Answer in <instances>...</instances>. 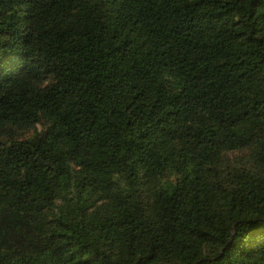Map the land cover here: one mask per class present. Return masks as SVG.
Returning <instances> with one entry per match:
<instances>
[{"label": "trees", "instance_id": "trees-1", "mask_svg": "<svg viewBox=\"0 0 264 264\" xmlns=\"http://www.w3.org/2000/svg\"><path fill=\"white\" fill-rule=\"evenodd\" d=\"M0 264H264V0H0Z\"/></svg>", "mask_w": 264, "mask_h": 264}]
</instances>
